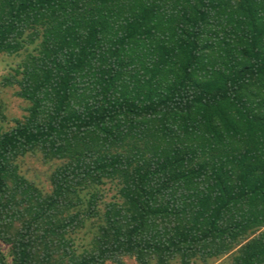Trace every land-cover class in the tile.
Here are the masks:
<instances>
[{
    "label": "trees",
    "instance_id": "trees-1",
    "mask_svg": "<svg viewBox=\"0 0 264 264\" xmlns=\"http://www.w3.org/2000/svg\"><path fill=\"white\" fill-rule=\"evenodd\" d=\"M0 54V264H264V0H0Z\"/></svg>",
    "mask_w": 264,
    "mask_h": 264
},
{
    "label": "rangeland",
    "instance_id": "rangeland-1",
    "mask_svg": "<svg viewBox=\"0 0 264 264\" xmlns=\"http://www.w3.org/2000/svg\"><path fill=\"white\" fill-rule=\"evenodd\" d=\"M20 58L10 57L5 54H0V128L8 130L12 127L14 119L23 118L27 114L26 108L29 105L25 100L16 96V87H5L2 85L3 76L11 73L12 68L15 67ZM20 172L30 180L37 182L44 191L49 190L48 174L49 166L45 165L39 156H26L18 161ZM80 234L79 243L86 244L89 237H84ZM230 257H223L221 259L210 262L209 264H229ZM127 264H137L132 258H126ZM112 264V263H108ZM176 264V263H173ZM194 264H202L196 262Z\"/></svg>",
    "mask_w": 264,
    "mask_h": 264
}]
</instances>
